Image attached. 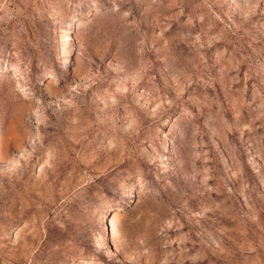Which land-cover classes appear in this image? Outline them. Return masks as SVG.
<instances>
[{"label":"rangeland","instance_id":"374dc122","mask_svg":"<svg viewBox=\"0 0 264 264\" xmlns=\"http://www.w3.org/2000/svg\"><path fill=\"white\" fill-rule=\"evenodd\" d=\"M0 264H264V0H0Z\"/></svg>","mask_w":264,"mask_h":264}]
</instances>
